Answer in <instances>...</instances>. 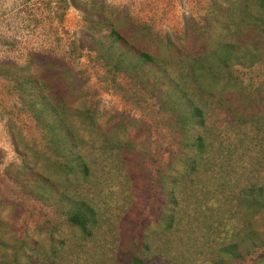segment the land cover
I'll return each mask as SVG.
<instances>
[{
  "label": "rangeland",
  "instance_id": "1",
  "mask_svg": "<svg viewBox=\"0 0 264 264\" xmlns=\"http://www.w3.org/2000/svg\"><path fill=\"white\" fill-rule=\"evenodd\" d=\"M105 1L116 13L127 14L137 24H148L153 32L168 35L192 52L197 49H191L187 29L193 22L203 24L211 3ZM83 17L73 0H0V62L32 64L31 72L57 87L55 98H63L72 110L95 113V126L70 118L85 142L82 152L90 166L89 175L63 174L54 166L55 155L46 148V135L19 102L12 84L0 76V236L9 245L4 247V259L14 258L15 249L10 245L24 242L30 259L18 256L20 264H128L147 239L150 251L143 250L146 264H212L215 234L207 228L223 221V212L225 219L232 217L227 215L233 208L228 186L222 188L207 177L197 179L203 188L196 194L198 208L205 207L188 213L184 225L189 233L151 232L158 230L159 172L165 171L171 154L185 141L173 124L174 117L185 111L164 107L162 94L170 89L163 82L160 89L149 80L154 69L147 78L109 72L97 58ZM140 45L153 50L152 45ZM43 61L54 67L40 71L37 67L44 66ZM231 72L233 83L214 85L213 94H225L231 111L236 109L239 114L264 112V53L251 67L235 65ZM203 83L209 89L207 81ZM244 136L242 132L237 138L226 137V143H240ZM32 173L47 178L71 201L56 192L50 195L44 185L31 187L43 199L27 193L19 183L26 176L17 175ZM231 177L234 179V173ZM73 200L84 201L96 211L98 227L90 238H81L66 222L65 212L74 206ZM50 228L53 235L48 233ZM263 255L260 250L252 259Z\"/></svg>",
  "mask_w": 264,
  "mask_h": 264
},
{
  "label": "trees",
  "instance_id": "2",
  "mask_svg": "<svg viewBox=\"0 0 264 264\" xmlns=\"http://www.w3.org/2000/svg\"><path fill=\"white\" fill-rule=\"evenodd\" d=\"M73 1L84 15L98 60L109 72L147 78L154 69V77L149 80H154L152 83L160 89L162 82L170 89L162 94L164 107L177 106L185 111L174 117L173 124L185 141H180L171 154L165 171L159 172L158 230L151 232L167 234L179 230L187 235L189 229L184 222L188 213L205 207L198 208L196 194L203 188L197 179L207 177V181L215 180L222 188L228 186L233 207L227 212L231 218L225 219L223 212L224 220L213 229L207 228L215 234L211 242L215 244L216 259L212 264H264V255L252 259L258 251H264V112L253 115L246 110L244 114L231 111L225 94L216 96L212 92L214 85L223 83L226 87L233 83V66L251 67L264 53V0H211L203 24L193 22L187 29L191 49L196 52L176 44L168 35L153 32L148 24H137L127 14L116 13V8L105 0ZM140 44L152 45L153 50ZM43 64L37 69L54 67L49 61ZM29 66L32 64L0 62V76L12 84L19 102L46 135V148L56 157L55 168L63 174L80 173L87 177L90 166L82 152L85 142L77 135L72 119L77 117L95 126V113L69 108L63 98H55L57 87L39 78ZM203 81H207L209 89ZM216 113L221 116L216 118ZM242 132L243 141L239 138L240 143H226V137L237 138ZM238 149L242 150L240 154ZM19 176H26L19 183L38 199L43 196L31 187L44 185L50 195L56 192L63 200L71 201L47 178L34 173ZM73 201L74 206L65 212L66 222L81 238H90L98 227L96 211L84 201ZM50 230L48 233L53 235L54 229ZM146 240L140 243L139 252L130 256L128 264H146L143 250L150 251ZM4 247L9 245L0 236V264H20L18 256L30 259L24 242L10 245L15 249L10 261L4 259Z\"/></svg>",
  "mask_w": 264,
  "mask_h": 264
}]
</instances>
